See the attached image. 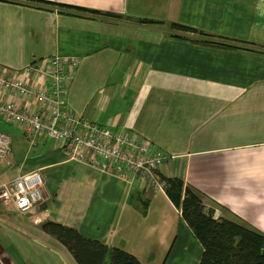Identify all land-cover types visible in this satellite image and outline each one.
I'll list each match as a JSON object with an SVG mask.
<instances>
[{
  "label": "crops",
  "instance_id": "1",
  "mask_svg": "<svg viewBox=\"0 0 264 264\" xmlns=\"http://www.w3.org/2000/svg\"><path fill=\"white\" fill-rule=\"evenodd\" d=\"M47 1L65 6L0 0V70L31 82L27 64L76 56L71 112L150 139L167 154L159 179H181L215 218L264 231V50L201 44L167 24L264 45V0ZM3 130L0 185L39 169L45 201L25 217L0 210V264H77L46 220L141 264H198L201 244L164 190L69 160L58 142L0 117Z\"/></svg>",
  "mask_w": 264,
  "mask_h": 264
},
{
  "label": "built area",
  "instance_id": "2",
  "mask_svg": "<svg viewBox=\"0 0 264 264\" xmlns=\"http://www.w3.org/2000/svg\"><path fill=\"white\" fill-rule=\"evenodd\" d=\"M78 64L74 55L42 57L24 68L32 75L31 82L0 70V117L17 124L31 137L58 142L69 160L101 171L112 169L123 178L138 177L164 190L165 183L156 172L167 154L150 139H136L123 130L84 119L67 108L64 87L73 79ZM18 99H24L23 103ZM35 104L41 105V109L34 110ZM10 148V136L0 131V159ZM43 185L39 169L15 175L0 185V210L25 217L45 201Z\"/></svg>",
  "mask_w": 264,
  "mask_h": 264
},
{
  "label": "trees",
  "instance_id": "3",
  "mask_svg": "<svg viewBox=\"0 0 264 264\" xmlns=\"http://www.w3.org/2000/svg\"><path fill=\"white\" fill-rule=\"evenodd\" d=\"M11 2L43 3L65 6L47 0H7ZM109 15V13H105ZM111 15V14H110ZM116 16V15H114ZM141 23H155L138 18ZM168 28L196 34L193 41L214 47L264 50V45L251 41L211 34L193 27L169 22ZM169 200L180 211L202 247L198 264H264V231H255L226 218H215L199 195L181 179L161 177ZM41 229L55 237L73 256L77 264H141L138 257L119 247L108 249L103 243L82 236L75 228L46 220ZM108 255V257H107Z\"/></svg>",
  "mask_w": 264,
  "mask_h": 264
},
{
  "label": "rangeland",
  "instance_id": "4",
  "mask_svg": "<svg viewBox=\"0 0 264 264\" xmlns=\"http://www.w3.org/2000/svg\"><path fill=\"white\" fill-rule=\"evenodd\" d=\"M9 128H11V130H12V127H11V126H10ZM3 131H4L5 133H7V134L10 136V134H9L10 132H9V131H8L9 133H8L7 131H5V130H3ZM16 132H17V131H16ZM148 218H149V217H148ZM43 243H44L46 246H49V244H48V243H46V242H44V241H43ZM14 250H15L16 252L18 251V249H17V248H16V249H14ZM20 250H21V251H23V249H22V248H20ZM45 255H47V254H45ZM107 257H108V255H107Z\"/></svg>",
  "mask_w": 264,
  "mask_h": 264
}]
</instances>
